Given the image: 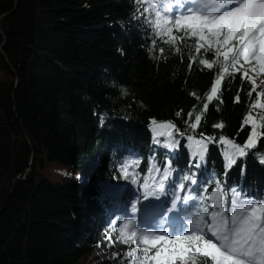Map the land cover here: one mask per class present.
I'll return each mask as SVG.
<instances>
[{
	"label": "trees",
	"instance_id": "trees-1",
	"mask_svg": "<svg viewBox=\"0 0 264 264\" xmlns=\"http://www.w3.org/2000/svg\"><path fill=\"white\" fill-rule=\"evenodd\" d=\"M139 7L136 0H0V264H83L89 247H98L96 233H116L111 220L128 217L129 201L156 173L154 163L170 159L177 183L196 172L211 193L231 147L220 137L247 140L251 125L243 121L262 89L249 97L250 83L226 76L223 103L214 100L203 112L218 67L189 71V49L175 53L160 38L150 51ZM152 120L175 125L177 149L155 136ZM257 123L264 132V121ZM196 140L206 144L200 169L190 167ZM256 153H264V136L228 170L225 188L264 198ZM129 160L139 163L126 177L121 165ZM56 167L82 183L55 179L64 174ZM119 182L129 184L120 202L111 194ZM96 211L100 224L92 220Z\"/></svg>",
	"mask_w": 264,
	"mask_h": 264
},
{
	"label": "snow or ice",
	"instance_id": "snow-or-ice-1",
	"mask_svg": "<svg viewBox=\"0 0 264 264\" xmlns=\"http://www.w3.org/2000/svg\"><path fill=\"white\" fill-rule=\"evenodd\" d=\"M136 2L140 4L137 18L142 19L151 33L150 51H155L156 38H160L175 53H181V46L189 49V71L197 64L209 70L218 67L211 90L204 97L203 112L214 100L223 103L221 90L226 76L234 79L239 74L242 82L250 83L249 97L260 85H264V79L257 84V78L264 77V0ZM164 51L163 47L159 48L157 59ZM209 52L211 57L207 55ZM196 57L200 58L197 60ZM121 92L127 95L126 89L122 88ZM257 97H264V90L259 91ZM239 100L238 92L235 102ZM251 107L264 109V103L257 98ZM203 112L194 116L195 122L190 125L192 129L200 125ZM187 116L191 118L193 113L190 111ZM258 119L264 121V113ZM151 123L156 137L167 138L165 146L169 150L179 147V139L171 131L175 130L174 124L158 123L156 120ZM243 123L251 125V132L243 145L224 137L219 139L220 144L231 147L226 153L225 171L212 181L211 193H208V181L198 183L196 172L190 171L179 177L183 182L177 183L170 159L153 164L152 170L160 179L144 193L143 198L148 200L149 196H153L158 200L169 194L168 189H172L171 207L159 213L160 219L150 231L139 227L133 219L111 222L119 230L121 243L135 245L126 254L131 256L129 264H264V198L258 199L243 189L224 186L223 177L227 176L228 170L238 158L257 148L259 137L264 136V132L258 130L261 125H258L257 118L249 114ZM214 127L223 128L224 125L218 123ZM188 140L192 141L193 137L189 136ZM207 140L215 142L213 137ZM156 142L163 143L160 140ZM196 144L198 147L190 164L192 169H200L206 152V144L202 140H196ZM256 155L258 162L264 165V153ZM138 163V160L126 161L121 165V171L128 177ZM135 175L132 171L133 182ZM180 193L187 195L181 196ZM178 201H183V205L178 206ZM138 203L139 200L131 205L133 214L139 210ZM144 211L155 212L156 206L145 205ZM181 211L185 213L183 217L179 214ZM173 213L176 215H168ZM172 221L180 222L179 231L172 227ZM125 229L129 230L127 239H124ZM152 249L155 252L149 255Z\"/></svg>",
	"mask_w": 264,
	"mask_h": 264
},
{
	"label": "rangeland",
	"instance_id": "rangeland-1",
	"mask_svg": "<svg viewBox=\"0 0 264 264\" xmlns=\"http://www.w3.org/2000/svg\"><path fill=\"white\" fill-rule=\"evenodd\" d=\"M261 79H264V77H258L257 78V84L258 85L260 84V80ZM259 88L264 90V85H260ZM259 99H260L261 103H264V97H260ZM250 113H251V115L254 118L258 119L259 115L261 113H264V109L252 108L251 107V112ZM55 170L64 172V174L62 176H57V177L54 176V178L58 179L59 181H63V179L67 175V179H72L73 181H77V183H82L80 181L81 177L74 175V173L66 174L65 172L67 171V168H65V167H62V168L56 167V168L53 169V171H55ZM156 175H158V174L156 173ZM85 182L87 183L88 181L85 180ZM111 184H108V186H110ZM120 186H122L120 189L118 188V186H116V188L114 186H113V188H111V192H112L111 194L114 197L119 198V199H115V200H117L119 202L121 201V199H124L126 197V196H124V197L123 196H119L120 193H121L119 191L120 190H124L125 191L126 188H129V184H127L125 186L124 183L119 182V187ZM130 188L132 189L131 185H130ZM147 188H148V186H146V189ZM122 195H124V192L122 193ZM120 197H121V199H120ZM142 202L139 203L140 205L138 206V209H140V210H141V205L143 204ZM133 203H135V201L131 199L129 201V203H128L129 204L130 215H128L129 217H127L125 219H133L139 227L144 228L145 230H149L150 231V230L154 229V228H150V227L144 226L143 223L141 222V215H140V218H137V216H135L137 214V212L135 214L132 213L131 205ZM180 204L182 206L183 205V201H180V203H178V206ZM164 205H165V203H164ZM164 205H162V207H161L162 210L164 208ZM97 214H98V212L96 211L95 215L93 214L95 217L92 216L93 218L92 217L91 218H92L93 221H95L96 223L100 224L99 221H101V218H99L100 216L97 215ZM158 217L160 219V215L159 214H158ZM112 221L113 220H111V222ZM113 226H114V224H113ZM115 229H116V233H113V232H111L109 230H105L104 232H100V233L97 232L96 233V237H95L96 241L95 242L98 243V247H89V249H90V253L88 254L89 256H88V258H86L83 261V264H100V263H103V264H129V260L131 259V256L130 255L126 256V254H129L130 253V249L134 248L135 245L130 246V248H126L124 246V244L120 242V238L118 236V232H119L118 228L115 227ZM128 232H129V230L125 229L124 239H127ZM109 237H111V239H109Z\"/></svg>",
	"mask_w": 264,
	"mask_h": 264
},
{
	"label": "bare ground",
	"instance_id": "bare-ground-1",
	"mask_svg": "<svg viewBox=\"0 0 264 264\" xmlns=\"http://www.w3.org/2000/svg\"><path fill=\"white\" fill-rule=\"evenodd\" d=\"M155 183L156 182H154V183L151 182V184L147 185L148 188L149 189H152L153 188V185ZM118 188L120 189L121 187H118ZM125 191L127 192L128 191V188H126ZM125 191L124 190H120L119 192H121V193H120L119 196H123V197L124 196H127L128 192L126 193ZM123 192H124V195H122ZM116 199H119V198H116ZM120 199H121V197H120ZM165 201H167V196H161L160 199H158V200L155 197H153V196H149L148 200H145V202H142L143 204L141 206L140 215L142 216V223H143L144 226H147V227H150V228H155L156 227V225L158 223V220H159L158 214L160 213V211H162V208L161 207H162V205H163V203ZM149 204H152V205H155L156 206V211L155 212L146 213L144 211V206L145 205H149ZM179 214H180L181 217H183L185 215L183 211H181ZM168 215L169 216H174L176 214L173 213V214H168ZM99 222L101 223L102 220L99 221ZM171 223H172V227L175 228L177 231H179V229H180V222L179 221H172Z\"/></svg>",
	"mask_w": 264,
	"mask_h": 264
},
{
	"label": "water",
	"instance_id": "water-1",
	"mask_svg": "<svg viewBox=\"0 0 264 264\" xmlns=\"http://www.w3.org/2000/svg\"><path fill=\"white\" fill-rule=\"evenodd\" d=\"M173 135L177 137V131L176 130L173 132Z\"/></svg>",
	"mask_w": 264,
	"mask_h": 264
}]
</instances>
